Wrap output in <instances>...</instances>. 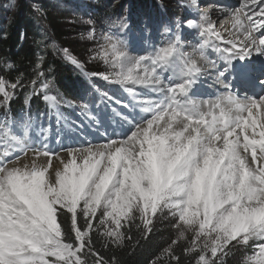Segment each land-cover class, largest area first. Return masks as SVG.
<instances>
[{"label":"snow or ice","instance_id":"6c2138e0","mask_svg":"<svg viewBox=\"0 0 264 264\" xmlns=\"http://www.w3.org/2000/svg\"><path fill=\"white\" fill-rule=\"evenodd\" d=\"M177 6L139 46L125 14L70 21L84 60L46 32L31 76L0 57V264H129L166 229L149 264H264V0ZM49 47L77 96L51 94Z\"/></svg>","mask_w":264,"mask_h":264},{"label":"trees","instance_id":"16d2710c","mask_svg":"<svg viewBox=\"0 0 264 264\" xmlns=\"http://www.w3.org/2000/svg\"><path fill=\"white\" fill-rule=\"evenodd\" d=\"M108 1L105 3L100 1L94 8L96 15L95 20L100 23L108 18H114L120 16L119 11L114 10L113 7L107 6ZM117 1V0H115ZM33 2L45 3L46 7L42 9L45 15H39L33 10L28 0H20L18 7L14 13H10L9 17L3 23L0 22V32L6 33L7 39H0V57H7L11 61H14L18 65V71L25 73L28 76L32 75V66L36 62V54L38 52V46L35 41L42 38V35L46 32L48 39L45 40V44L50 45L53 41L56 42L58 47H69L74 54L79 55L85 52L82 46H78V43H74L73 35L78 33L74 31L75 27L68 23L70 19L66 12H71V9L66 6L65 8H56V5H48L45 0H33ZM154 0H126L125 7L121 15H128L129 21L133 24L136 23L137 16H145L146 12L152 11ZM164 13L171 17L174 11H171L167 6H163ZM155 10L152 12L154 23L161 21L164 17L161 15V9L155 3L153 7ZM151 10V11H150ZM124 12V13H123ZM135 15V17H134ZM174 15V14H173ZM154 19H157L156 21ZM153 23V24H154ZM76 30V29H75ZM25 34V39L21 40V34ZM81 60L83 57L78 56ZM49 65L52 66V73L49 74L48 78L52 79L55 88L51 94H55L56 89L64 92L70 97L78 95V85L80 84V77L73 66L62 60L58 53H54L52 48L47 49L46 64L47 68ZM90 70H102L95 64L89 65ZM14 75V73L12 74ZM99 84V83H98ZM104 87V84L100 85ZM20 103L13 105V114L19 116ZM33 113L46 111V105L42 98L36 97L32 104ZM64 113L71 119L75 120V110L64 108ZM168 239V233L163 231L157 234L156 238L152 241V244L144 251L143 254L125 259L129 260V264H149V260L153 253L158 251V248L164 244Z\"/></svg>","mask_w":264,"mask_h":264},{"label":"rangeland","instance_id":"374dc122","mask_svg":"<svg viewBox=\"0 0 264 264\" xmlns=\"http://www.w3.org/2000/svg\"><path fill=\"white\" fill-rule=\"evenodd\" d=\"M20 0H15V5H13V0H0V22L3 23L4 21H6V18L9 17L10 13H14L18 7V3ZM30 2V5L32 6L33 3H39L41 5V7H46L45 3L42 4L41 2H33V0H28ZM35 1V0H34ZM46 4L48 3V5H56L55 7L58 8H65L66 6H68V8L71 9V12H66L67 16L70 18L67 20L68 23H70V21H74V20H78L79 18H84L87 19L89 17L94 18L96 15V11L94 10L95 6L97 4L100 3V1L105 3V0H45ZM126 0H111L108 1L107 6H111L113 7L114 10H117V12L119 11L118 15H121L123 9L125 7H127V4L125 3ZM155 2L153 3V7L155 6V3L157 4V6L160 7V9H164V5L167 6L171 11H174L172 13L173 14H177L180 12V10L178 9L177 6V0H154ZM222 1V0H220ZM220 1L217 0H208L209 3H212L211 5H216L218 3H220ZM205 3V1H201V4ZM152 7V11L149 13L148 11L146 12L145 16H137L136 18V23L133 24V22L130 24L132 26V34L130 39H132L135 44L137 46H139L141 44V42L143 40H147L149 39V36L147 34H145L144 32H142V29L144 27V23L145 21L148 20L149 17L152 18L153 20V14L152 12L155 10V8ZM205 9V7H204ZM124 13V12H123ZM181 15H183V13H180ZM135 17V15H134ZM155 21L157 19H154ZM97 21V20H96ZM154 23V21H153ZM159 22H155L153 25H159ZM71 25H73L75 27L74 31L78 33L73 35V41L74 43H78V46H82V49L85 50V52L83 53H79L77 51V53L79 54L78 56L83 57V59L86 58L87 54H88V50L92 47H95L94 44L88 42L87 40H83L81 39V35L82 34H87L88 32V26L87 25H83L80 23H71ZM103 27H106V25L104 23H100L99 21H97V29L98 32L100 29H102ZM151 38L153 40H155L157 38L156 36V32H155V27H153V30L151 32ZM97 67H99L100 69H103L102 65H98L95 64ZM98 83L100 85L103 84L102 81H98ZM105 87V85H104ZM77 113V111H76ZM78 115V114H77ZM78 117V122L82 119L79 115ZM168 233V238L170 235V232L166 229L165 230ZM236 259H239V254H237Z\"/></svg>","mask_w":264,"mask_h":264},{"label":"bare ground","instance_id":"6f19581e","mask_svg":"<svg viewBox=\"0 0 264 264\" xmlns=\"http://www.w3.org/2000/svg\"><path fill=\"white\" fill-rule=\"evenodd\" d=\"M200 1H205V3L202 4V8L203 10H207V6H211L212 3H209L208 0H200ZM220 1V0H217ZM220 3H225V4H229V5H236L237 0H222L220 1ZM205 7V9H204ZM209 92L214 91L213 89H208ZM241 91L243 92L244 90L241 89Z\"/></svg>","mask_w":264,"mask_h":264}]
</instances>
